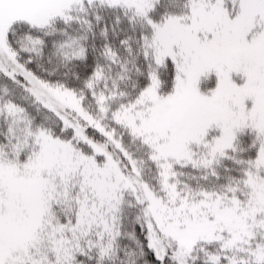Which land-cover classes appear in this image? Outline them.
<instances>
[{"label": "snow or ice", "instance_id": "snow-or-ice-1", "mask_svg": "<svg viewBox=\"0 0 264 264\" xmlns=\"http://www.w3.org/2000/svg\"><path fill=\"white\" fill-rule=\"evenodd\" d=\"M0 264H264V0H0Z\"/></svg>", "mask_w": 264, "mask_h": 264}]
</instances>
